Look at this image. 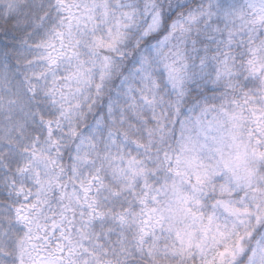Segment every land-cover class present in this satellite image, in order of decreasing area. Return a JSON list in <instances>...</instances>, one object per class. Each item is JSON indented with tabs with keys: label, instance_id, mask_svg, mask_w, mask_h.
I'll return each instance as SVG.
<instances>
[{
	"label": "snow or ice",
	"instance_id": "obj_1",
	"mask_svg": "<svg viewBox=\"0 0 264 264\" xmlns=\"http://www.w3.org/2000/svg\"><path fill=\"white\" fill-rule=\"evenodd\" d=\"M0 264H264V0H0Z\"/></svg>",
	"mask_w": 264,
	"mask_h": 264
}]
</instances>
